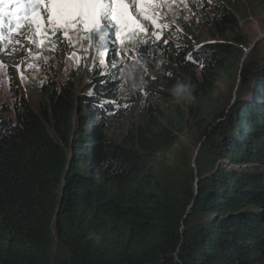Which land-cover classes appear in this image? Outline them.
I'll return each instance as SVG.
<instances>
[{"label": "trees", "instance_id": "obj_1", "mask_svg": "<svg viewBox=\"0 0 264 264\" xmlns=\"http://www.w3.org/2000/svg\"><path fill=\"white\" fill-rule=\"evenodd\" d=\"M201 11L221 41L161 47L201 80L157 132L109 136L117 68L95 71L85 92L47 81L38 108L0 106V264H264V50L243 60L238 15ZM239 68V98L218 109V77ZM189 123L206 149L196 180L165 160Z\"/></svg>", "mask_w": 264, "mask_h": 264}, {"label": "rangeland", "instance_id": "obj_2", "mask_svg": "<svg viewBox=\"0 0 264 264\" xmlns=\"http://www.w3.org/2000/svg\"><path fill=\"white\" fill-rule=\"evenodd\" d=\"M208 4L212 8L223 5L238 15L245 40L243 60L255 48L264 50V0H152L147 14L156 19L159 27L145 22L147 34L125 37L123 46L119 40L110 42L106 53L99 50L95 33L87 32L83 26L70 30L69 38L64 37L63 30L41 36L34 34L26 23L22 28L8 31L5 17V27L0 30V106L7 107L10 112L15 102L23 99L38 108L44 102L42 85L47 81L63 82L70 78L77 93L85 92L89 91L88 84L95 71L104 73L117 68L115 79L119 99L113 116L107 120L109 136L120 141L138 136L140 126L148 128V132H157V124L168 126L167 118L171 114L176 116L175 103L169 94L172 84L164 73L165 66L192 85V81L201 80L197 66L188 71L183 69L174 64L173 57L164 54L161 47L168 43L174 46L187 44L198 50L221 41L217 31L208 30L199 19L201 10ZM116 28L113 22L110 38L114 37ZM153 32H158L160 38L156 39ZM129 39L131 43H127ZM113 57L115 61L123 58L122 63L113 67ZM240 86V68L231 76H219L212 104L218 109L228 108L239 98ZM210 117L207 114V118ZM205 150L203 134L189 123L165 160L174 172L192 174L196 180L198 162Z\"/></svg>", "mask_w": 264, "mask_h": 264}, {"label": "snow or ice", "instance_id": "obj_3", "mask_svg": "<svg viewBox=\"0 0 264 264\" xmlns=\"http://www.w3.org/2000/svg\"><path fill=\"white\" fill-rule=\"evenodd\" d=\"M5 3L16 7L7 13L0 10V30L5 27V17L8 31L22 28L26 23L34 34L41 36L48 33L54 35L58 30H63L64 37L69 38L70 30L83 26L87 32L95 33L102 53L107 52L110 42L119 40L123 46L126 43L125 37L136 33L147 34L145 22L159 27L156 19L147 14L152 0H0V5ZM113 22L117 28L114 37L110 38L109 30L113 27ZM153 35L156 39L160 38L158 32H153ZM127 43H131V40ZM187 59L192 61L194 58L189 54ZM122 61L123 58L121 61L113 60L112 66L116 67Z\"/></svg>", "mask_w": 264, "mask_h": 264}, {"label": "clouds", "instance_id": "obj_4", "mask_svg": "<svg viewBox=\"0 0 264 264\" xmlns=\"http://www.w3.org/2000/svg\"><path fill=\"white\" fill-rule=\"evenodd\" d=\"M169 94L175 104L196 99L195 89L191 83L178 79L169 89Z\"/></svg>", "mask_w": 264, "mask_h": 264}]
</instances>
